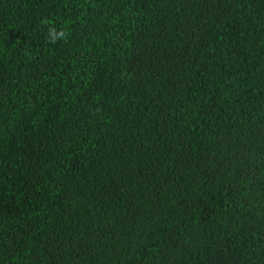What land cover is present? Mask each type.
Instances as JSON below:
<instances>
[{
    "label": "trees",
    "instance_id": "trees-1",
    "mask_svg": "<svg viewBox=\"0 0 264 264\" xmlns=\"http://www.w3.org/2000/svg\"><path fill=\"white\" fill-rule=\"evenodd\" d=\"M0 264H264V0H0Z\"/></svg>",
    "mask_w": 264,
    "mask_h": 264
},
{
    "label": "clouds",
    "instance_id": "clouds-1",
    "mask_svg": "<svg viewBox=\"0 0 264 264\" xmlns=\"http://www.w3.org/2000/svg\"><path fill=\"white\" fill-rule=\"evenodd\" d=\"M46 38L49 44H56L61 41L67 42L69 36L63 26L59 28L56 26H50L47 30Z\"/></svg>",
    "mask_w": 264,
    "mask_h": 264
}]
</instances>
